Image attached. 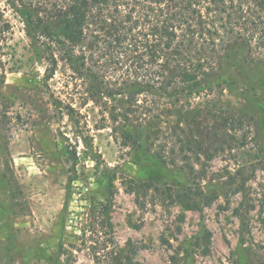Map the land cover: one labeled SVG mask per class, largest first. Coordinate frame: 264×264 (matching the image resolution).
<instances>
[{
    "label": "trees",
    "instance_id": "obj_1",
    "mask_svg": "<svg viewBox=\"0 0 264 264\" xmlns=\"http://www.w3.org/2000/svg\"><path fill=\"white\" fill-rule=\"evenodd\" d=\"M11 4L36 56L45 62L44 83L60 67L66 68L70 77L82 81L81 105L92 101L110 110V119L120 125L121 143L133 149L136 162L142 155L156 163L154 173L130 181L128 189L136 194L137 203L145 206L141 195L152 190L153 202L179 203L187 210L210 206L218 195L204 189L207 163L227 148L244 147L245 129L255 118L222 102L238 79L264 74V0H11ZM3 13L0 9V42L11 26ZM65 107L73 119L76 106L66 101ZM173 165L179 177L166 173ZM77 178L71 176L69 183ZM114 180L110 176L101 188L87 187L89 212L82 231L95 241L96 264H137L132 239L120 247L114 237ZM211 237L205 229L193 244L207 255ZM263 248L249 250L252 262L264 264ZM183 260L179 249L170 264ZM48 264H58L57 257L50 255Z\"/></svg>",
    "mask_w": 264,
    "mask_h": 264
},
{
    "label": "rangeland",
    "instance_id": "obj_2",
    "mask_svg": "<svg viewBox=\"0 0 264 264\" xmlns=\"http://www.w3.org/2000/svg\"><path fill=\"white\" fill-rule=\"evenodd\" d=\"M0 9L11 23L0 42V264H48L50 255L58 264H96L95 241L82 231L87 187L101 188L110 176L116 244L125 247L132 239L137 264H170L179 249L185 259L179 264L261 263L252 262L249 250L264 246L263 73L238 79L223 96L224 107H241L255 118L245 129L244 147L227 148L207 163L203 186L217 193L213 203L187 210L153 202L151 190L142 193L146 205L140 206L128 186L132 177L154 173L156 163L142 155L136 162L110 110L92 101L81 105L82 81L66 68L44 83L45 62L36 56L20 14L11 0H0ZM66 101L76 106L73 119ZM176 170L173 165L166 173L179 177ZM205 229L212 234L207 255L193 244Z\"/></svg>",
    "mask_w": 264,
    "mask_h": 264
}]
</instances>
